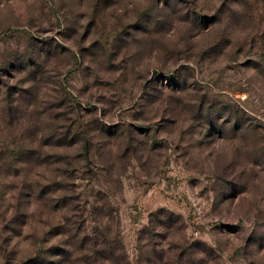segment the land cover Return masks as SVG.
I'll return each mask as SVG.
<instances>
[{
    "label": "rangeland",
    "instance_id": "rangeland-1",
    "mask_svg": "<svg viewBox=\"0 0 264 264\" xmlns=\"http://www.w3.org/2000/svg\"><path fill=\"white\" fill-rule=\"evenodd\" d=\"M0 264H264V0H0Z\"/></svg>",
    "mask_w": 264,
    "mask_h": 264
}]
</instances>
